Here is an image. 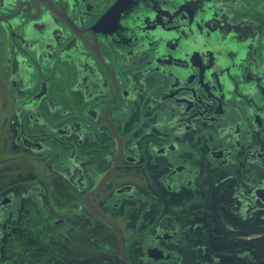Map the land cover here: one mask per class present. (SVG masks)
I'll list each match as a JSON object with an SVG mask.
<instances>
[{"label":"flooded vegetation","instance_id":"af4514ba","mask_svg":"<svg viewBox=\"0 0 264 264\" xmlns=\"http://www.w3.org/2000/svg\"><path fill=\"white\" fill-rule=\"evenodd\" d=\"M0 264H264V0H0Z\"/></svg>","mask_w":264,"mask_h":264}]
</instances>
